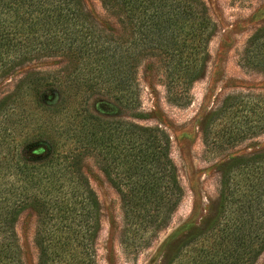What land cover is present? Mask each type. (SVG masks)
I'll return each mask as SVG.
<instances>
[{
    "label": "trees",
    "instance_id": "16d2710c",
    "mask_svg": "<svg viewBox=\"0 0 264 264\" xmlns=\"http://www.w3.org/2000/svg\"><path fill=\"white\" fill-rule=\"evenodd\" d=\"M100 2L118 29L98 26L81 0H0V80L29 62L62 59L55 70L27 71L0 99V264H23L15 223L27 208L36 214L38 264H95L99 203L82 171L87 156L119 196L126 250L148 244L183 196L164 129L101 117L87 101L102 93L138 108L136 71L153 59L168 100L189 103L214 24L201 0ZM241 61L264 70V25L248 38ZM240 98H227L210 121ZM260 109L257 119L245 116L242 127H225L217 139L206 123L204 140L264 132ZM263 250L264 150L226 163L216 216L166 264H254Z\"/></svg>",
    "mask_w": 264,
    "mask_h": 264
},
{
    "label": "rangeland",
    "instance_id": "374dc122",
    "mask_svg": "<svg viewBox=\"0 0 264 264\" xmlns=\"http://www.w3.org/2000/svg\"><path fill=\"white\" fill-rule=\"evenodd\" d=\"M214 24L207 46L202 75L189 91L190 102L176 105L168 100L164 75L153 59H144L137 68L140 105L127 109L105 94L92 95L89 111L105 118H124L145 126H159L170 137V158L175 166L183 196L166 226L144 247L124 249L120 237L123 217L119 196L92 156L84 158L82 171L99 203V229L95 237V264H166L177 245L188 235L204 229L218 212L221 173L226 163L240 155L264 150V132L219 144L204 140V126L225 134L229 126L242 127L245 116L257 119L264 106V70L242 64L248 38L264 25V0H201ZM90 19L102 28L118 29L116 20L100 0H81ZM62 59L47 58L21 66L0 80V99L10 92L27 71H51ZM239 95L240 105L228 107L210 121L229 97ZM230 102V101H229ZM237 108V110H236ZM251 109L253 110L252 114ZM225 125V126H224ZM227 135V133H226ZM211 136L209 140H211ZM23 264H38L34 237L36 214L27 208L15 223ZM254 264H264V250Z\"/></svg>",
    "mask_w": 264,
    "mask_h": 264
}]
</instances>
